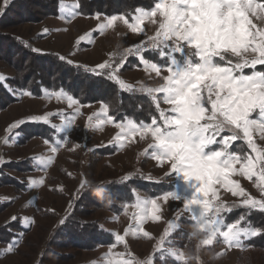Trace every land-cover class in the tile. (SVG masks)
Listing matches in <instances>:
<instances>
[{"label": "snow or ice", "instance_id": "1", "mask_svg": "<svg viewBox=\"0 0 264 264\" xmlns=\"http://www.w3.org/2000/svg\"><path fill=\"white\" fill-rule=\"evenodd\" d=\"M7 4L8 0H4V8ZM66 7L60 4L61 18L66 22L81 14L78 2L71 6L69 14L63 15ZM4 8H0V14ZM129 15L131 22L128 15L105 17L96 32L103 34L121 21L131 32L143 36V25L148 21L156 26L154 33L125 48L124 58L119 63L105 61L91 70L85 67V71L106 76L120 91L147 94L155 111L150 122L124 118L117 123L110 106L101 102L98 111L87 117L85 129L100 131L104 125L114 126L118 131L110 143L120 147L124 146V141L135 143L136 137L148 141L141 155L155 161L156 167L167 166L164 176L174 175L182 186L155 198L135 194L134 203L124 206L126 216L129 207L135 209L129 217L134 225L130 223L125 227L123 234H113L116 243L109 246L107 257L118 259H107V264H157V261L159 264H188L191 260L202 264L199 253L203 249L214 245H223L226 250L242 249L243 240L264 234V226H254L247 213L240 214L234 221L225 215L236 207L264 212V147L255 139L258 136L264 140V69L257 67L264 66V0H153L148 10L138 8ZM44 31L46 33L47 29ZM93 38L89 33L79 41ZM148 51L155 52L160 62L146 59L144 53ZM131 55L139 58L149 78L159 79L158 85L137 87L121 79L126 57ZM59 59L67 60L65 56ZM3 83H7V78L0 76V86ZM18 94L32 95L29 90H20ZM49 95L65 100L73 114L31 118L45 124H50L52 115L61 118L60 124H51V127L63 135L52 143L44 140L52 155L32 158L42 166L41 170L51 165L60 147L69 142L74 121L81 115V107H86L63 91ZM25 123L18 120L8 126L4 145L19 134L16 130ZM237 141H242L246 150L243 147L235 150ZM79 147L81 145L75 144L71 150ZM4 163L6 161L0 157V165ZM233 177H243L253 183L260 198L249 194ZM129 178L125 176L124 180ZM145 178L152 179L151 175ZM43 183V179H30L27 187L31 189ZM84 186L82 181L73 200ZM221 190L243 199L229 204L222 199ZM97 192L103 193L104 188L98 185ZM170 200L180 202L182 207L165 222L161 235L153 237L143 225L149 221L161 222V202L167 204ZM185 217L190 222L187 225ZM59 223H65V219ZM186 226L192 229L190 234L184 233ZM185 235L189 241L197 240L194 252L190 245L183 246L188 249L185 251L175 243L177 237ZM128 237L155 239L153 252L143 260L135 258L129 250ZM18 244V240L12 241L2 253L14 254ZM120 244L125 251L113 252ZM223 254L218 253L217 257Z\"/></svg>", "mask_w": 264, "mask_h": 264}, {"label": "rangeland", "instance_id": "2", "mask_svg": "<svg viewBox=\"0 0 264 264\" xmlns=\"http://www.w3.org/2000/svg\"><path fill=\"white\" fill-rule=\"evenodd\" d=\"M11 3V0H8L7 6H10ZM61 3L67 6L63 11V15H67L72 11L71 6L76 2L75 0H58L57 17H47L38 24L25 22L14 25L12 23L14 26H11L10 31L5 33L20 40L30 51L37 49L38 51H32L35 54L50 55L56 58L65 56L73 63L70 64L67 60L62 62L75 68L85 69L86 67L91 70L97 64L105 61L119 63L124 58L125 48L151 36L156 28L155 25L146 21L143 25L145 34L140 36L131 32L123 22L117 21L112 29H106L103 34H100L96 32V28L98 24L104 22L106 16L85 17L78 15L71 22H66L61 18ZM0 8H4V0H0ZM35 11L40 12L41 10L36 8ZM35 16L38 17L41 14ZM2 20L4 21L5 18ZM129 20L131 22V17ZM45 29H47L46 33ZM89 33L94 37L91 41H79L81 36L86 37ZM1 34L3 33L1 32ZM144 56L150 61L160 62L155 52H145ZM89 73L92 72L89 71ZM17 74H19L17 70L6 61L5 55L0 53V76L7 78V83H3L1 87L14 100L4 110H0V157L6 161L0 165V185L5 182L12 183V185L0 187V209L2 208L0 227L18 222L23 230L22 233H15L9 243L2 242L0 244V264H40L41 261L47 264H107V259L115 261L118 257H107L109 246L116 243L113 234H123L125 227L130 223L134 225L129 217L132 216L135 209L129 207L126 216L124 206L134 203L136 193L155 198L164 195L167 191L174 190V187L178 189L182 186V182H177L174 175L165 177L164 171L167 166L165 168L156 167L155 161L141 155L148 141H140L139 137H136L135 143L124 141V146L120 147L117 143H110L118 131L114 126L104 125L102 130L92 131L85 129V123L89 115L98 111L101 102L116 108V100H120L124 110V117H120L119 114L115 115V117H120L119 120H116L117 123L123 122L124 118L150 122L155 111L150 97L140 91L131 93L120 91L115 84H112L113 88L106 89L105 94H100L93 87V93L96 96L100 94L97 96L100 100L92 104H82L86 107H81V115L74 121L69 142L60 147L55 154L53 163L41 170L42 166L32 158L52 155L44 140L48 139L52 143L63 135L56 133L51 127V124H60L61 118L52 115L50 124L33 121L31 118L56 113H63L65 117H68L73 114V109L67 107L65 100H57L54 96L49 95L63 90L48 89L42 86L37 95L32 92L31 96L19 95L20 90L26 89L16 88L10 84ZM94 77H97L96 80L99 78L100 82H103V77L106 78V76L100 75H94ZM120 77L125 82L137 85V87L140 84L156 86L160 83L159 79L149 78V75L144 71V65L134 55L126 57ZM162 107L167 106L162 105ZM18 120H25L26 123L16 130L19 134L10 140L7 146L4 145L6 129L11 123ZM22 133H24L23 142H21ZM255 139L258 145L264 147V140H260L258 136ZM75 144H79L81 147L73 151L71 149ZM241 147L246 150V145L242 141H237L235 150H239ZM137 169L140 171L137 172ZM149 175L152 177L151 180L145 178ZM125 176L130 178L124 180ZM30 179H43L44 183L30 189L27 187ZM233 179L239 180L241 187L253 197L260 198V193L253 183L243 177H233ZM82 181L85 182V186L80 190L78 198L73 200V195L76 194ZM98 185L103 187L109 196L104 194V198L96 200L97 207L92 208L93 214L85 217L83 224L85 227H95V234L89 237L91 243L94 244L97 237L102 235L110 236L109 243L97 246L92 250L88 248L80 250V248L71 246L62 248V244H54L53 234L56 232L55 227L60 224L59 221L71 214L84 194H90L91 191L97 190ZM221 195L222 199L229 204L243 199L242 197H233L231 193L223 190H221ZM70 202L71 208H69ZM104 203L111 208L105 209ZM161 204L162 221L159 223L149 221L143 225L144 229L156 238L161 235L165 222L175 215L178 208L182 207L180 202L172 200L167 204L162 202ZM235 211L238 216L244 213L240 207H236ZM251 211L262 213L258 210ZM249 212L247 210V213ZM236 213H232V215ZM48 215L52 216L48 217ZM13 216L17 219L12 220ZM29 221H33V223H28ZM188 223L190 222L185 217V225ZM26 224H28L27 227ZM191 231L190 227L184 228L185 234H190ZM66 234L71 237L87 236L78 230L67 231ZM256 237L243 240L244 247L242 249L226 250L223 245H214L211 248L203 249L199 253L202 264H264V252L249 246V241ZM14 240L19 242L14 254H3L2 250ZM127 242L134 257L143 260L153 252L155 239L128 237ZM175 243L185 251L188 249L183 246L190 245L194 252L197 240L189 241L185 235L183 238L177 237ZM245 243L249 247H246ZM51 245L54 246L51 247ZM123 251H125L123 244L113 249V252ZM53 252L55 255L56 253L62 255V259L56 261L52 257L49 258V253L53 254ZM221 252L224 254L218 258L217 254ZM43 255L44 259L41 260ZM188 264H195V260L189 261Z\"/></svg>", "mask_w": 264, "mask_h": 264}, {"label": "trees", "instance_id": "3", "mask_svg": "<svg viewBox=\"0 0 264 264\" xmlns=\"http://www.w3.org/2000/svg\"><path fill=\"white\" fill-rule=\"evenodd\" d=\"M11 2V5L7 6L3 14L0 15V53L5 55L8 64L19 73L10 81L12 86L29 90L36 95L42 86L48 89L63 90L72 94L81 104L96 103L100 100L97 96L105 94L106 89L113 88L112 84L114 83L108 81L106 78L103 77V82H100L99 78L96 80L97 77H94L92 73L85 71L83 68L72 67L54 56L35 54L20 40L11 37L9 33H5L10 31L11 26L19 25L18 23L31 22L38 24L47 17H57L58 0H11ZM75 2H78L80 5L78 9L81 13L80 15L85 17L95 15L106 17L128 15L130 18L131 15L129 14H134L136 9L148 10L153 4V0H75ZM36 8L41 11H35ZM37 14H41V16L36 17L35 15ZM3 18H5L4 21L2 20ZM257 67L264 69V66ZM245 71L248 72L249 70L246 69ZM93 87L100 93L99 95L96 96L93 93ZM13 102L14 100L0 86V110H4ZM116 102V108L111 105L109 106L112 116L115 120H119L120 117H124V110L121 107L122 103L120 100H116ZM116 114H119L120 117H115ZM21 138H23L21 141L23 142L24 133H22ZM6 185H12V183L5 182L0 187ZM106 193L108 192L99 193L97 190L91 191L90 194L85 193L83 198L75 205L71 214L65 218V223L55 227L56 232L53 234L54 244L60 243L59 245H63L62 248L71 246L80 248V250L87 248L92 250L97 246L107 245L111 240L109 235L99 236L94 244L91 243L89 237L95 234V227H85L83 224V219L93 214L94 210L92 208L97 207L95 204L96 200L101 197L104 198V194ZM105 196H109V194ZM103 206L107 210L111 208L106 203ZM242 210L244 213H247V209L242 208ZM0 211H2V208ZM232 213H236L235 208L230 213L225 214L228 220H233L238 216V213L234 215ZM50 216L52 215H48V217ZM247 218L254 226H264L263 212L250 211L247 213ZM71 230L81 231L87 236H68L66 232ZM18 232H23L18 222L0 227V244L2 242L9 243L15 233ZM53 246L51 245V247ZM245 246H250L260 252H264V234L250 240L249 246L245 243ZM50 257L56 261L62 259V255H58V253L55 255L54 252L53 254L49 253ZM43 259L44 255L41 260ZM40 264L47 263H42L41 261Z\"/></svg>", "mask_w": 264, "mask_h": 264}]
</instances>
